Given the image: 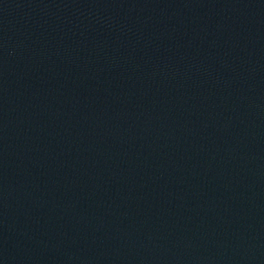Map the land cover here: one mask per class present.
Instances as JSON below:
<instances>
[{
    "label": "water",
    "instance_id": "1",
    "mask_svg": "<svg viewBox=\"0 0 264 264\" xmlns=\"http://www.w3.org/2000/svg\"><path fill=\"white\" fill-rule=\"evenodd\" d=\"M0 264H264V0H0Z\"/></svg>",
    "mask_w": 264,
    "mask_h": 264
}]
</instances>
